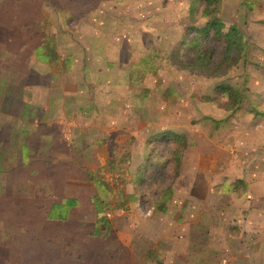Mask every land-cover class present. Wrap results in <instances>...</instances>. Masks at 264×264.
<instances>
[{"label":"rangeland","instance_id":"rangeland-1","mask_svg":"<svg viewBox=\"0 0 264 264\" xmlns=\"http://www.w3.org/2000/svg\"><path fill=\"white\" fill-rule=\"evenodd\" d=\"M85 1L87 14L82 21L91 26L71 29V33L90 40L98 37L93 48L110 47L118 58L105 57L107 71L102 59H96L92 67L95 71L85 76L92 90L81 88L77 96L83 92L82 98L74 101L67 112L57 113L60 124L73 123V127L69 140H55V148L65 147L73 156L79 146L89 151L95 147L102 159L95 158L92 164L88 154L85 163L97 170L94 175L102 173L109 183V194L101 193L88 181H66L65 186L61 181H52L55 179L47 181L51 169L40 170V176L33 174L36 181L17 189L0 185V192H6L0 197V264H175V259L183 255L190 264H264V203L249 204L246 223L240 229L233 228L235 220L223 215L224 211L215 222L207 216L211 209L207 211V204L200 203L209 193L203 181H238L244 176L240 170L243 166H249L248 181H264V0H221L218 16L224 32L236 27L245 41L243 50H233L228 56L230 49L223 36L197 34L207 24V19L200 16L199 1ZM2 3L0 0V15ZM192 4L199 8L194 13ZM52 13L50 8L41 10L39 19L47 22L49 15L50 19L56 18ZM60 28L41 24L37 32L54 33ZM123 36V41L116 40ZM73 45L77 48L80 42L73 40ZM198 55L207 58L206 64L201 63L207 70H195L200 64ZM144 60L149 61L152 73L142 74L140 65ZM80 61L77 58V64ZM209 71L216 72L212 75ZM59 77L58 85L63 83V77ZM83 77L71 75V83L81 86ZM98 82L108 83L112 89L99 97L104 104L97 99L99 105H93L92 94L97 91L92 85ZM220 85L232 93L216 91ZM55 95L58 97L59 91ZM205 95L214 98V105L201 102ZM94 111L98 120L90 119ZM165 132L186 137L187 154L179 170L174 169L171 158L177 145L155 138ZM226 142L233 145L238 161L228 164L227 155L221 152L211 171L207 153L213 145L224 147ZM53 158L58 156L47 157ZM66 159L67 173L83 180L92 172L76 170L68 166L73 158ZM167 159L169 163L160 166ZM108 160L115 162L112 171L106 166ZM142 165L150 168L143 174V183L137 181ZM168 186L173 189L168 211L150 214L151 204L160 197L159 190ZM244 190L242 184L237 185L238 195ZM98 192L109 203V216L94 214L90 197ZM125 193H136L140 206L130 203L127 211L115 212L112 204ZM13 194L15 199L11 198ZM65 198L78 203L67 220L47 222L46 210ZM231 207H227L229 215ZM184 208L185 212L181 210ZM107 220L111 223L105 226ZM219 222L221 227L216 229L220 232L215 239L207 228L209 223ZM129 242L138 244L134 249L142 252L135 250L131 256L125 249ZM192 243L198 249L188 246ZM167 252L172 255L167 257ZM179 261L177 264H184Z\"/></svg>","mask_w":264,"mask_h":264},{"label":"crops","instance_id":"crops-1","mask_svg":"<svg viewBox=\"0 0 264 264\" xmlns=\"http://www.w3.org/2000/svg\"><path fill=\"white\" fill-rule=\"evenodd\" d=\"M49 8L54 11L52 14L53 16L56 15V18L52 17L50 19L51 15H49V21L43 22V20L39 19L40 12ZM1 9L3 12L0 15V185L3 187L10 185L17 189L18 186L21 187L24 184L28 185L30 181H36L33 178V174L40 176V170L49 171L48 169L53 170V173L49 174V176L46 174V178H49L47 181L55 179L52 181H61L64 186L66 181L67 184H70L69 182L71 181H88L93 184L89 176L94 175L97 170L89 167L85 162L88 160V154H91L92 164L96 162L95 158L101 160L98 150L93 147L91 148L92 151H89L79 146V149L74 151L72 156L71 151L67 152L65 147L63 149L55 148V140L60 143H65L69 140L72 132L71 128L73 127V123L63 122L65 124H60L57 113L67 112L69 107L72 108L74 101L82 98L83 92L80 97L77 96L80 94L78 91L81 88L84 87L86 92L88 89L92 90L91 83L87 82L85 76L95 71L92 67L96 66V59H102L104 62L103 67H106L107 71L108 65L106 64L108 61H105V57L113 59L118 58V56L110 47L108 49L104 47V49L95 50L92 44L99 42L100 39L98 37L90 40L86 36L77 37L74 33H71V29L75 30L78 27L84 29L87 26H91L90 22L84 23L82 21V17L87 14L85 0H3ZM41 24H46L50 27L59 26L62 30L58 29L59 31L54 33L43 32L40 35L37 30H40ZM47 37H52L55 43V53L59 57V60L55 63L43 61L39 57L40 46ZM125 38V36L117 37L116 40L123 41ZM73 40L80 42L77 48L74 47ZM77 58H81L78 64ZM67 59L69 60L67 61ZM89 59H92L93 62H89ZM117 65L119 66L120 64L118 63ZM74 74L84 75L83 81L80 82L81 86L71 83V75ZM58 76L63 77V83L59 82V85L56 82ZM53 78L54 80H52ZM92 87H96L95 90L97 91V93L92 94L95 96L94 103L91 101L93 105H99V97L109 90L111 92L112 89L110 84L100 82L94 86L92 85ZM57 91H59L58 97L55 95ZM201 102L206 105H214L202 100ZM99 103L104 104L100 101ZM57 108L60 111H56ZM78 114L82 115L81 111ZM90 119L98 120V113L94 111ZM208 120H211V118H208ZM227 143L224 147L213 145L212 150L207 153L206 160L211 171L214 170L213 167H215V162L218 158L217 154L221 152L227 155L228 164H236V161H238L234 148H232L233 145ZM257 150L262 155L263 151L261 152L259 147ZM103 153L104 155L106 154L105 152ZM70 155L73 160L68 166L71 167L73 165L76 170L84 172L90 170L92 172L87 171V173H90L89 176L82 180L74 173L66 172V157L71 159ZM56 156H58L57 159H47V157ZM101 157L103 156L101 155ZM255 157L259 158L257 155ZM56 170L59 172L55 173ZM240 170L243 171L244 176L238 181H203V185L209 193L200 202L201 205L207 204V207H205L207 211L211 209L210 213H207L209 218H214L216 222L221 219L224 211L225 214L223 215L235 220L232 223V226H235L233 228L239 226L238 229L246 223V210L249 209V204L257 203L258 205H263L262 203H264V181H248L246 177L251 176L249 174V166H243ZM20 182L21 184L19 185ZM238 182H242L241 184L245 189L239 195L236 193L237 189L235 188V184ZM3 189L5 190V188ZM4 193L0 192V197H4ZM12 196H14V199L16 198L15 194L11 195V198ZM66 200L75 202L69 208L67 213V217H69L70 210L78 203L76 199L65 198L59 202L52 203L46 210L45 220L47 222H57L47 218L49 211L54 204ZM221 202L223 203L221 204ZM218 203L222 207L218 206ZM229 205L232 206L230 209L231 215L227 212ZM240 206L248 207L240 209ZM262 209L264 210V205ZM181 210L185 212L187 209ZM93 211L96 215L94 207ZM109 223H111L110 220ZM211 223H209L207 232L210 236L217 239L216 236L220 230L216 228L221 227V222ZM186 224L185 228L187 229L189 222ZM193 226H197V224ZM191 228L188 230H191ZM232 231L233 229L230 232ZM114 232L115 230L113 234H115ZM136 245L138 244L135 242H129L125 245V249L131 256L136 250L134 249ZM188 246L191 249H198L199 247L194 248L196 246L195 243H192L191 246L188 244ZM138 250L142 252L141 249L136 251ZM166 254L167 257L172 255L168 252ZM173 255L175 256V254ZM178 258L175 259V264L179 260H181L179 261L181 263L190 264L188 260H185V255L182 257L178 256ZM206 262L208 263V261ZM142 263L143 261H138L137 264ZM131 264L135 263L131 262ZM191 264H194V262Z\"/></svg>","mask_w":264,"mask_h":264},{"label":"trees","instance_id":"trees-1","mask_svg":"<svg viewBox=\"0 0 264 264\" xmlns=\"http://www.w3.org/2000/svg\"><path fill=\"white\" fill-rule=\"evenodd\" d=\"M198 1L201 2L200 6H202V10H200V16L202 18L207 19V24L203 28H199L196 31L197 34L203 37H208L211 35H213V37L223 36L226 39V43L229 45V49H230V51L226 53L227 56L233 50L234 51L243 50L245 48V41H244L243 35L241 34L238 28L230 27L228 28L226 32H224V24L222 23L221 19L218 16L219 7L221 6V0H195V3L197 4ZM196 4H192L191 6V12L193 13H194L195 8L197 10L199 9ZM240 41L242 43L244 42V44L242 45V44L237 43ZM182 48H183V45H181L180 49ZM183 50L186 51L187 49L184 48ZM53 51H54V54H53ZM179 56L180 58L184 56L183 53H181V51H180ZM39 57L41 60L47 61L50 63H55L59 60L57 53H55V43L52 37H47L45 41L41 44L40 49H39ZM206 59L207 58L198 55L197 62H199L200 64L197 63L199 65H197V67L196 66L194 67L196 68L195 70H200L198 68L207 70L208 68L206 67V65L202 66L203 64L207 63ZM68 60L69 59H67V61ZM143 65H140V67L142 68L141 72L143 75L150 74L154 71L153 68L149 65L148 60H144ZM204 72H207V71H204ZM215 72L214 71L210 72V74L213 75L215 74ZM216 91L220 92L221 94L232 93V91L229 88L221 86V85L216 87ZM201 100L203 102H210L213 104L215 103V100L212 96H204L201 98ZM237 109L235 111H237ZM155 138H157L156 140H159L160 142H163V143H168V144L173 143L177 145V148H174L171 153V158L174 163V169L179 170L180 164L182 162V158L185 155L187 147H188L186 137L184 135L173 133V132H165V133L157 134ZM169 161H170L169 159H167V161H163L162 163H160V166L165 167L163 165L168 164ZM106 166H108L112 171L115 166V162L108 160L106 163ZM160 166H158L157 168H159ZM148 169H150L148 165H142V167H140V170H139L140 175L137 177L138 182L139 181H141L142 183L145 182L143 181V179L145 180V178L143 177V174L145 173V170H148ZM89 179L101 193L105 192L107 194L108 189H109V183H107L106 180L102 177V173L98 172L97 175L92 174L89 176ZM241 183L242 182H238L237 184H235V188L237 189V185H240ZM159 193H160L159 199L156 202H153L151 204L150 214L152 212L166 213L168 210V202H169L170 197L173 194V189L170 186H168L166 188L160 189ZM91 199H92V204H93V207H94V210L97 216H101L103 214H109L108 213L109 203L105 202L104 198L100 195L99 192L93 195ZM130 203H136L138 204L137 206H140L141 200L140 198H138L136 193H133V194L125 193L124 195H120L118 200L114 204H112V209L115 212L116 211L117 212L127 211ZM74 204L75 202L73 200H66V201H62L61 203L54 204L51 207L47 218L51 221H57V222L66 221L69 208L72 207ZM108 222H109L108 220L104 222L105 226L109 224ZM101 228L103 227H100V229Z\"/></svg>","mask_w":264,"mask_h":264}]
</instances>
